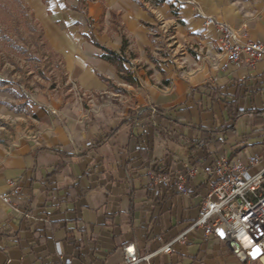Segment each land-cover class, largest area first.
<instances>
[{"label":"crops","instance_id":"obj_1","mask_svg":"<svg viewBox=\"0 0 264 264\" xmlns=\"http://www.w3.org/2000/svg\"><path fill=\"white\" fill-rule=\"evenodd\" d=\"M22 1L86 102L30 120L0 88V193L20 184L0 203V264H122L127 245L151 254L198 218L208 158L258 155L264 166V60L222 70L217 33L203 26L212 18L240 44L264 43V0ZM90 40L121 55L134 84ZM227 102L240 111L233 121ZM187 165L197 171L188 195H151L148 171ZM173 251L140 264H249L201 230Z\"/></svg>","mask_w":264,"mask_h":264},{"label":"built area","instance_id":"obj_2","mask_svg":"<svg viewBox=\"0 0 264 264\" xmlns=\"http://www.w3.org/2000/svg\"><path fill=\"white\" fill-rule=\"evenodd\" d=\"M203 26L217 33L216 44L223 56L222 70L230 66L254 68L264 60V43L237 41V31L212 18H205ZM246 34H243V37ZM258 155L249 156L244 162L229 160L225 156L208 158L202 165L206 193L199 207L198 218L186 230L151 254L139 256L133 245L123 247L122 264L149 263L159 254L173 253L176 243L201 230L205 237L213 236L229 251L249 264H262L264 260V166ZM196 168L187 165L175 175L148 171L147 188L155 198L163 191L178 195L190 193V180L196 176ZM20 194V184L10 182V189L0 193V203L7 206ZM23 218L27 215L20 213ZM68 263V260H66Z\"/></svg>","mask_w":264,"mask_h":264},{"label":"rangeland","instance_id":"obj_3","mask_svg":"<svg viewBox=\"0 0 264 264\" xmlns=\"http://www.w3.org/2000/svg\"><path fill=\"white\" fill-rule=\"evenodd\" d=\"M163 57L169 56L152 58ZM0 88L11 97L12 110L21 111L30 120L36 108L76 100L85 106L86 95L68 80L61 58L50 49L42 28L22 0H0ZM244 120L237 122L239 132Z\"/></svg>","mask_w":264,"mask_h":264},{"label":"trees","instance_id":"obj_4","mask_svg":"<svg viewBox=\"0 0 264 264\" xmlns=\"http://www.w3.org/2000/svg\"><path fill=\"white\" fill-rule=\"evenodd\" d=\"M94 45H96L97 47H99L102 51V55L101 58L103 60H105L106 62L110 63L111 65H113L116 68L117 74L118 76L125 81L128 84H134V80L132 77V73L129 72L127 69L124 68L123 63L125 62V60L122 58L121 55L112 52L110 50L101 48L94 40H90ZM125 44V42H124ZM125 46V45H124ZM63 63V62H62ZM108 86L111 87L110 83H108ZM213 95H218L217 92H214ZM225 111L228 115V119L229 120H234L236 117H238L240 115V111H238L237 106L234 102H227L225 103ZM157 113H159V110H156ZM255 115H259V113H255ZM220 132H223L226 136H232L234 130L233 127L229 126H225L223 128H220L219 130Z\"/></svg>","mask_w":264,"mask_h":264}]
</instances>
